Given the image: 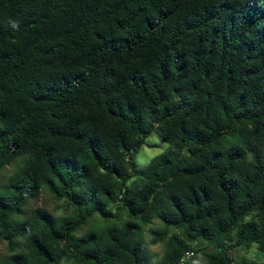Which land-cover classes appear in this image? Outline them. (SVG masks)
Returning <instances> with one entry per match:
<instances>
[{
    "label": "trees",
    "instance_id": "obj_1",
    "mask_svg": "<svg viewBox=\"0 0 264 264\" xmlns=\"http://www.w3.org/2000/svg\"><path fill=\"white\" fill-rule=\"evenodd\" d=\"M8 166L0 264H255L233 251L264 255V0H0ZM45 191L75 216L28 212Z\"/></svg>",
    "mask_w": 264,
    "mask_h": 264
},
{
    "label": "rangeland",
    "instance_id": "obj_2",
    "mask_svg": "<svg viewBox=\"0 0 264 264\" xmlns=\"http://www.w3.org/2000/svg\"><path fill=\"white\" fill-rule=\"evenodd\" d=\"M167 149V144L162 141L160 136L157 133H153L145 142L143 148L136 154V165L140 172L144 171L149 164V162L156 156L161 155ZM16 167L8 166L7 169L0 172V190L4 183L7 181L8 177L15 171ZM36 208H44L52 212L57 216H69L74 217V209L67 205L65 201L56 200L50 193L42 192L37 201H33L28 206L27 210L30 212ZM127 218L124 216L122 221H126ZM103 220L99 217L90 220L87 225L80 231V233L86 232L95 224L102 223ZM161 227V224L155 221L152 225L145 228L146 240L150 241V231ZM207 250H213L212 247L204 244L203 246ZM149 249L152 254L153 262H156L161 259L164 253L163 244L149 245ZM7 243L2 241L0 242V260L7 255ZM234 257L238 261L246 259L249 263L254 262L255 264H264V255L259 252L257 245H253L250 251H245L240 248H235L233 251Z\"/></svg>",
    "mask_w": 264,
    "mask_h": 264
},
{
    "label": "built area",
    "instance_id": "obj_3",
    "mask_svg": "<svg viewBox=\"0 0 264 264\" xmlns=\"http://www.w3.org/2000/svg\"><path fill=\"white\" fill-rule=\"evenodd\" d=\"M196 253L194 251L187 252L181 259L179 264H187L189 260H191Z\"/></svg>",
    "mask_w": 264,
    "mask_h": 264
},
{
    "label": "water",
    "instance_id": "obj_4",
    "mask_svg": "<svg viewBox=\"0 0 264 264\" xmlns=\"http://www.w3.org/2000/svg\"><path fill=\"white\" fill-rule=\"evenodd\" d=\"M16 149H18V148L16 147Z\"/></svg>",
    "mask_w": 264,
    "mask_h": 264
}]
</instances>
